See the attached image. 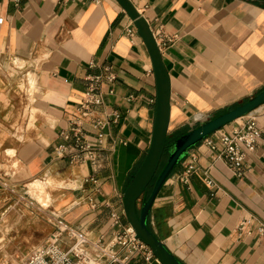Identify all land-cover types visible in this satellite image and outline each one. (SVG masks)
<instances>
[{
	"label": "crops",
	"instance_id": "1",
	"mask_svg": "<svg viewBox=\"0 0 264 264\" xmlns=\"http://www.w3.org/2000/svg\"><path fill=\"white\" fill-rule=\"evenodd\" d=\"M130 1L160 35L169 136L264 88V0ZM107 68L115 80L102 79L103 104L84 119L87 77ZM155 110L150 55L116 0H0V174L34 202L2 212L9 200L0 189V260H24L61 219L83 237L91 264H102L98 246L129 225L122 197L149 148ZM253 112L261 136L243 178L199 142L189 151L199 168L189 184L177 179L180 162L152 203L150 230L183 264H264V239L237 233L244 219L264 222V103ZM97 119L106 122L101 130L93 127ZM75 122L96 150L93 161L56 155L61 143L72 148L61 133ZM203 169L217 188L205 185ZM60 242L67 249L74 239L63 234Z\"/></svg>",
	"mask_w": 264,
	"mask_h": 264
},
{
	"label": "built area",
	"instance_id": "2",
	"mask_svg": "<svg viewBox=\"0 0 264 264\" xmlns=\"http://www.w3.org/2000/svg\"><path fill=\"white\" fill-rule=\"evenodd\" d=\"M129 34L132 29L127 30ZM157 46H159L160 35L152 31ZM110 82L115 80V75L106 69L105 74L88 76V86L80 104V114L82 118L93 116L96 112L95 107L103 104V96L100 92L102 79ZM241 121L237 122V120ZM106 122L97 119L93 127L101 130ZM261 136L256 114L251 111L248 114L230 123L229 127L224 126L219 130L204 138L201 142L211 152L212 158L222 159L227 164L230 171L237 178H243L246 167V157L251 152ZM64 141L72 140V148L67 144L61 143L56 148V155L62 159L68 157L70 162L93 161L95 160L96 150L88 141V136L82 127V123L75 122L68 131L61 133ZM98 142L103 137L102 132L97 133ZM198 157L196 153H190L181 161L182 168L177 173V179L183 184L188 185L193 174L199 171L197 167ZM202 179L210 189L217 188V184L211 177L207 169L202 171ZM0 189L8 195L9 204L2 211L10 206L21 209L34 206L33 200L20 192L7 179L0 174ZM252 218L242 220L238 227V235H257L264 239V222L253 223ZM254 224L253 227L251 225ZM55 227L48 239L38 247L29 252L24 260L16 264H91L92 260L88 254L82 250L83 237L79 232L61 219L53 221ZM74 239V243L67 249L61 245L62 235ZM98 251L103 257L102 264H131L136 259H141L143 264H161L154 256L151 249L137 238L136 233L130 225L123 226L116 231L107 244L98 246Z\"/></svg>",
	"mask_w": 264,
	"mask_h": 264
},
{
	"label": "water",
	"instance_id": "3",
	"mask_svg": "<svg viewBox=\"0 0 264 264\" xmlns=\"http://www.w3.org/2000/svg\"><path fill=\"white\" fill-rule=\"evenodd\" d=\"M116 1L133 21L148 50L156 84V110L152 138L141 165L132 175L124 191L122 197L124 215L128 224L133 227L137 238L151 249L161 264H183L150 230L147 219L152 203L170 173L185 158L192 147L223 126L248 114L264 103V88L246 101L204 120L179 137L169 136L171 90L161 52L149 24L131 1ZM149 188H151L149 195L138 205V201L148 192Z\"/></svg>",
	"mask_w": 264,
	"mask_h": 264
},
{
	"label": "rangeland",
	"instance_id": "4",
	"mask_svg": "<svg viewBox=\"0 0 264 264\" xmlns=\"http://www.w3.org/2000/svg\"><path fill=\"white\" fill-rule=\"evenodd\" d=\"M14 262H15L14 259H11V260L9 259L7 262H4V261L0 260V264H11V263H14Z\"/></svg>",
	"mask_w": 264,
	"mask_h": 264
},
{
	"label": "trees",
	"instance_id": "5",
	"mask_svg": "<svg viewBox=\"0 0 264 264\" xmlns=\"http://www.w3.org/2000/svg\"><path fill=\"white\" fill-rule=\"evenodd\" d=\"M180 135H178L177 137H179ZM177 137H174V138H177ZM161 167H162V165H161ZM161 167H160V169H161Z\"/></svg>",
	"mask_w": 264,
	"mask_h": 264
}]
</instances>
